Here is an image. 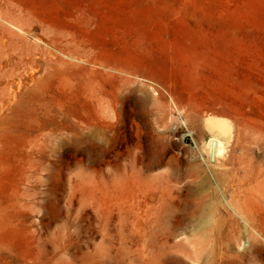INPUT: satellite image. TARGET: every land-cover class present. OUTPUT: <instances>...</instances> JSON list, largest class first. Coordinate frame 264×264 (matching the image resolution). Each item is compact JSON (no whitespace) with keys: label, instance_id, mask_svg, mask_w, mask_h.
<instances>
[{"label":"rangeland","instance_id":"1","mask_svg":"<svg viewBox=\"0 0 264 264\" xmlns=\"http://www.w3.org/2000/svg\"><path fill=\"white\" fill-rule=\"evenodd\" d=\"M259 234L264 0H0V264H264Z\"/></svg>","mask_w":264,"mask_h":264},{"label":"bare ground","instance_id":"2","mask_svg":"<svg viewBox=\"0 0 264 264\" xmlns=\"http://www.w3.org/2000/svg\"><path fill=\"white\" fill-rule=\"evenodd\" d=\"M204 127L211 134V139L207 142L205 149L209 157L215 160L219 158L224 152L225 142L222 140L221 136L226 135L229 129H228L227 124L224 121H222L219 118H215V117L206 118L204 121ZM213 144H214V147H213ZM210 222H211V219L210 220L205 219L204 222L202 223V227L204 228L208 226ZM259 235L264 238L263 234H259ZM252 237L255 239H258L255 235H252Z\"/></svg>","mask_w":264,"mask_h":264},{"label":"water","instance_id":"3","mask_svg":"<svg viewBox=\"0 0 264 264\" xmlns=\"http://www.w3.org/2000/svg\"><path fill=\"white\" fill-rule=\"evenodd\" d=\"M213 147H214V144H213Z\"/></svg>","mask_w":264,"mask_h":264}]
</instances>
